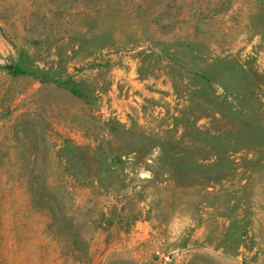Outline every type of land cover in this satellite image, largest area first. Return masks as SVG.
I'll use <instances>...</instances> for the list:
<instances>
[{
	"label": "rangeland",
	"instance_id": "obj_1",
	"mask_svg": "<svg viewBox=\"0 0 264 264\" xmlns=\"http://www.w3.org/2000/svg\"><path fill=\"white\" fill-rule=\"evenodd\" d=\"M264 264V0H0V264Z\"/></svg>",
	"mask_w": 264,
	"mask_h": 264
},
{
	"label": "built area",
	"instance_id": "obj_2",
	"mask_svg": "<svg viewBox=\"0 0 264 264\" xmlns=\"http://www.w3.org/2000/svg\"><path fill=\"white\" fill-rule=\"evenodd\" d=\"M162 260L165 264H173V258L171 257V255H163Z\"/></svg>",
	"mask_w": 264,
	"mask_h": 264
}]
</instances>
